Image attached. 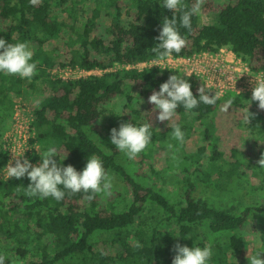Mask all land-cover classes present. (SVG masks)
Listing matches in <instances>:
<instances>
[{
    "label": "trees",
    "instance_id": "16d2710c",
    "mask_svg": "<svg viewBox=\"0 0 264 264\" xmlns=\"http://www.w3.org/2000/svg\"><path fill=\"white\" fill-rule=\"evenodd\" d=\"M84 1L39 0L32 5L30 0H0V38L9 44L26 42L33 51L30 62L37 65V73L28 84L18 75L0 73V115L12 107L10 93L19 94L23 89L33 91L35 82L44 79L51 94L36 100L31 122L40 149L46 151L55 147L57 163L62 167L71 165L77 172H82L87 159L95 156L106 173L115 174L127 186L130 201L117 210L112 202L107 206L99 195L91 201L85 200L82 192L75 195L66 192L61 201L28 197L24 194L30 183L26 176L0 179V241L6 246L11 244L13 255H17L22 264H172L177 243L189 248L211 245L213 255L209 264H248L247 243L241 231L254 232L250 219L264 216V199L233 203L238 195L237 190H233L234 180L241 176L239 169L244 166L234 149H231L230 161L223 160L220 153L212 154L209 169L205 170L199 158L203 149H199L194 156L193 175L212 192L205 198L197 195L188 168H182L180 184L185 190L183 203H180L170 201L155 183L145 181L147 176L143 169L146 166L155 173L157 146L147 147L138 155L139 168L138 164H126L135 166L131 171L118 161L120 152L110 141L111 129L119 130L122 123L137 127L147 123L151 125L150 144L162 143L172 134L173 128L168 126L171 120L179 119L181 130L186 131L184 122L189 117L199 122L205 141L213 137L212 114L220 100L212 106L200 103L191 111L178 106L174 117L164 122L156 118L159 110L148 103L152 92L159 91L160 85L171 75L187 80L198 99V89L204 84L196 75L181 76L177 70L169 68H114L116 64L135 66L158 60L152 47L159 43L155 38L162 29L163 19H171L173 11L162 7L163 0H93L79 33L75 28V8ZM216 1L217 5L214 0H205L200 10L201 14L212 18L211 24L200 25L199 14H196L191 18V31L179 29L186 44L172 57L215 53L228 47L250 69L264 72V0ZM194 2L183 0L189 8ZM65 3L68 4L64 11L70 20L66 26L69 34L60 49L67 51L68 58L56 63L44 46L61 38L65 24L51 15L50 8ZM180 15L177 11L178 19ZM102 16L110 19L108 44L96 34ZM57 65L102 73L69 79L52 77L49 70ZM132 88L143 101L142 111L132 107ZM205 91L214 95L206 86ZM116 97L125 99L126 120L118 117L97 126L102 107ZM238 100L233 99V103ZM248 111L252 118L250 124L244 123L245 128L258 135L254 141L260 148L264 146V110L259 109L257 101H251ZM251 156L249 147L244 159L251 160ZM184 157L189 161L193 159L188 155ZM36 159V156L31 157V161ZM218 159L221 164L215 165ZM114 195L107 198L110 200ZM146 205H150L155 214L144 217ZM96 233L108 234L110 238L93 240ZM259 237L261 247L253 255L264 253V224L259 229ZM46 238L49 239L44 243ZM137 241L140 248L135 247ZM30 249L38 259L25 262Z\"/></svg>",
    "mask_w": 264,
    "mask_h": 264
},
{
    "label": "rangeland",
    "instance_id": "374dc122",
    "mask_svg": "<svg viewBox=\"0 0 264 264\" xmlns=\"http://www.w3.org/2000/svg\"><path fill=\"white\" fill-rule=\"evenodd\" d=\"M215 4L218 1L214 0ZM68 6L67 3L63 5H54L50 8V13L52 16L57 18L59 22L64 23V28H62L61 38L54 41L48 45L44 46V50L49 53L53 58L54 62L61 63L65 62L68 58L67 51H64L63 47L60 49L61 43L66 42L68 38L69 31H67L66 26L70 24V20L64 9ZM93 6V0H85L82 4L75 8L76 12V22L75 28L77 32H82L83 22L85 21V14L88 9ZM126 20L125 16L122 17ZM212 18L199 13V24L206 25L212 23ZM101 27L97 31V35L101 38L104 44H108L110 36L108 35L107 29L110 25L109 17L102 16L100 18ZM76 48V47H75ZM96 56V55H95ZM97 57V56H96ZM243 60L233 54V52L228 47H223L215 53H198L193 54L187 59H172L167 58L164 61H155L148 64H137L135 67L137 69H142L146 66L153 67H172L178 70L181 76H186L190 73H196L201 75L204 82H209L210 80H216L219 73H228L234 68L238 71H242L244 68ZM158 64V65H154ZM126 66L116 64L115 69L125 68ZM129 67V66H128ZM102 72L99 70L92 71H81L79 69H69L68 67L56 66L49 70V74L52 77H62V78H77V77H88L91 75H100ZM230 76V75H229ZM238 80V78L234 79ZM29 80H25V84H28ZM216 84V82L214 83ZM133 101L132 107L142 111L143 101L138 96V91L132 88L130 91ZM51 94V89L44 79H39L34 84V90H21L19 94H10L12 99V107L3 115H0V178H4L7 175V165H8V148L7 146L14 147V154L16 151L17 156V141L21 144L20 140L22 135L19 133L16 135L13 129L15 118H19L20 122L26 123L34 107L36 106V100L40 96H48ZM238 98L236 103H233L232 107L229 108L228 112L222 111L224 103L228 99ZM220 103L212 114V118L215 124V131L213 133L212 139L205 141L203 139L202 128L199 122L192 120L190 117L184 122V126L187 127L186 131H182L185 134V143L181 146L178 145L177 141L171 139V134H168L164 142L149 144L148 149L151 146H157L159 151V156L154 161V171L151 172L149 167L146 166L144 174L147 176L145 181L149 183H155L158 188H161L170 201L180 202L182 201V192L185 190L184 186L180 184V180L183 176L182 168H188L189 179L196 184L197 195L201 198H205L211 194L212 191H207V188L202 183H199L198 179L194 174V156L197 154L199 149H203V153L200 155V162L202 163V169H209V158L214 153H220L223 160H231V149H234L237 153V158L240 160L244 166L240 167L239 173L240 177L235 178L233 190H237L238 195L233 200V203H249V202H260L264 199V168L258 166V160L261 155L264 154V146L257 147L255 144V138L258 137L256 134H251L246 128L243 122V118L251 103V95L248 93L236 94L230 89L225 90L220 97ZM125 99L123 97H116L110 101L107 105L102 107L100 118L97 120V126L107 123L108 120H113L115 118L121 117L125 119L124 107ZM22 114V115H21ZM173 125H179L181 127V122L179 119L171 120L168 126L173 128ZM182 128V127H181ZM22 129V128H21ZM20 135V136H19ZM17 140V141H16ZM34 140L29 139L28 145L33 144ZM171 142L179 150L175 152V159L173 158V151L167 148V144ZM252 148L251 160L244 159L248 148ZM19 156L24 152V158L28 159L31 164L38 166L42 163L39 153L44 151L36 144L33 147L25 150L23 146L18 148ZM120 152V151H119ZM13 154V155H14ZM184 155L190 156L192 161L187 160ZM4 156V158L2 157ZM36 156L35 161H31V157ZM10 159V158H9ZM118 161L122 165L126 164H138L137 158L134 160H129L123 153H119ZM15 164V161L13 162ZM215 165L221 164V159L214 161ZM58 166L62 165L57 163ZM127 166V165H126ZM125 166V167H126ZM129 170H135V166H127ZM139 168V164H138ZM112 177V193L115 192L112 199L109 200L107 196L103 194H98L101 200L109 205L112 202L115 209H122L130 201L129 189L123 181H121L115 174H109ZM198 183V184H197ZM208 192V194H206ZM109 200V202H108ZM225 201H221L223 204ZM146 210L144 212L145 216H150L155 212L151 209L150 205H146ZM253 223L255 230L254 232L242 230L241 234L245 238L247 243V253L251 257L254 251L261 247V241L259 237V229L261 225L264 224V216L256 215L250 219ZM110 236L108 234L96 233L93 236V240L108 239ZM49 238L43 240L47 242ZM11 244L6 246L0 241V255L5 256V264H22L17 255H13V250L10 249ZM113 250V248L111 247ZM38 256L35 255L32 249L26 256L25 262L37 260ZM25 264V263H24ZM209 264V262H208Z\"/></svg>",
    "mask_w": 264,
    "mask_h": 264
},
{
    "label": "clouds",
    "instance_id": "9594fccd",
    "mask_svg": "<svg viewBox=\"0 0 264 264\" xmlns=\"http://www.w3.org/2000/svg\"><path fill=\"white\" fill-rule=\"evenodd\" d=\"M205 0H195L189 8L183 3V0H163V8L173 11L171 19L164 18L162 29L159 35L155 38L159 41L152 51L157 55L159 61L172 56L173 53L179 54L185 47L186 41L180 34L179 29L184 28L191 31V18L193 15L199 14ZM32 5L39 3V0H30ZM180 11L179 19L176 12ZM0 73L5 75H18L22 79H32L37 73V65L30 62L33 57V51L29 48L26 42L9 44L0 38ZM158 65V64H154ZM210 92L205 91V86L201 85L198 89V99L191 91V84L184 78L178 75H171L168 80L162 83L159 91H153L148 97V103L155 106V110H159L157 119L160 122L171 120L176 114L178 106H183L186 111L198 107L200 103L205 105H215L220 99L221 93L215 92L214 95H209ZM251 101H257L258 107L264 110V79H258L254 82ZM233 99H228L222 111L228 112L233 105ZM243 118L245 124H250L252 114L247 110ZM150 124H142L137 127L132 123H122L119 130L111 129L110 141L115 145L116 149L123 153L129 160H134L142 153L150 144L152 133ZM171 139L177 141L178 145L185 143V134L182 132L179 125H173ZM167 148L175 152L179 149L171 142L167 144ZM56 148L49 147L42 154L39 153L42 163L34 166L28 159L21 160L17 156H13L15 165L9 161L7 169V177L9 179H21L27 177L30 181L25 188V195L28 197L38 198H53L56 201H61L66 192L69 195L84 193V199L91 201L98 194L105 196L112 195V177L106 173L102 162L95 156L88 158L86 166L82 172L68 165L61 167L57 165ZM258 166L264 168V154L258 160ZM135 247L140 248L141 244L135 242ZM173 251L176 253L172 264H208L211 259L212 246L192 247L182 246L177 243L174 245ZM264 253H257L250 258L247 256L248 264H264ZM0 264H5V256L0 255Z\"/></svg>",
    "mask_w": 264,
    "mask_h": 264
},
{
    "label": "built area",
    "instance_id": "2783aa9c",
    "mask_svg": "<svg viewBox=\"0 0 264 264\" xmlns=\"http://www.w3.org/2000/svg\"><path fill=\"white\" fill-rule=\"evenodd\" d=\"M201 53H210V52H201ZM170 58H172V59H187V58H190V57L175 58V57L171 56ZM158 60L149 61V62H146V63H139V64H148L150 62H155V61H158ZM243 65H244V68L242 69L241 72L238 71L237 68H234L232 71H230L228 73H219L218 77L216 78V80H210L208 83L204 82V80H203L201 75L199 76L196 73H190V74H194L198 78H200V80L203 82V84L208 89H210L213 92V94H215V92H220L222 94L225 90L230 89L231 91H234L236 94L248 93V94H250L252 96V90L254 88V82L256 80H258V79H264V72H262V71H253L252 69L249 68L248 64L245 61L243 62ZM135 66H129V67L126 66L125 68H131V67L136 68ZM146 67H153V66H146ZM155 68L175 69V68H172V67H155ZM69 69H71V68H69ZM76 69H78V68H76ZM79 70H81V69H79ZM175 70H177V69H175ZM81 71H84V70H81ZM85 72H87V71H85ZM190 74H187L186 76H188ZM58 78H62V77H58ZM77 78H79V77H77ZM236 78H238V80H234ZM62 79H69V78H62ZM215 82H216V84H214ZM32 119L33 118H32V112H31L30 117L28 118V121L26 123L23 124V122H20L19 118H15V121H14L13 129H14L15 134L17 135L19 133L20 135H22V139L20 140L21 144H19L18 143L19 141L16 140L17 141V147H16V149H17V157L20 158L21 160H23L25 158H24V152H22V154L19 156L18 148L20 146H23V148L25 150H27V149H29V147H33L36 144L38 145V143L36 142V138H35L36 132H35L34 128L31 126ZM30 138H32L34 140V142H33V144L28 145V142H29ZM4 148L5 149L8 148V156L10 158V159L8 158V163H9V161H12V163H13L14 162L13 156H16V151H15V154H14V147L13 146L12 147L9 146V144L7 143V146H4ZM14 165L15 164H13V166ZM7 178L8 177L6 175L4 178H0V179L4 180V179H7Z\"/></svg>",
    "mask_w": 264,
    "mask_h": 264
},
{
    "label": "crops",
    "instance_id": "0c3cea01",
    "mask_svg": "<svg viewBox=\"0 0 264 264\" xmlns=\"http://www.w3.org/2000/svg\"><path fill=\"white\" fill-rule=\"evenodd\" d=\"M11 94V93H10ZM10 94H9V97H10ZM10 99H11V97H10ZM11 101H12V99H11Z\"/></svg>",
    "mask_w": 264,
    "mask_h": 264
}]
</instances>
